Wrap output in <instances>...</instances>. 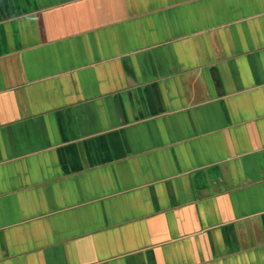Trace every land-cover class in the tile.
I'll list each match as a JSON object with an SVG mask.
<instances>
[{
	"label": "crops",
	"instance_id": "1",
	"mask_svg": "<svg viewBox=\"0 0 264 264\" xmlns=\"http://www.w3.org/2000/svg\"><path fill=\"white\" fill-rule=\"evenodd\" d=\"M0 264H264V0H0Z\"/></svg>",
	"mask_w": 264,
	"mask_h": 264
}]
</instances>
